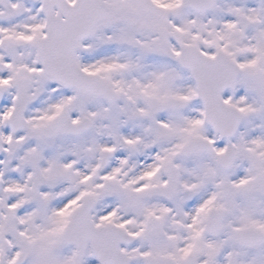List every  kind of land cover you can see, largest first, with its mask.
<instances>
[{"label": "snow or ice", "instance_id": "obj_1", "mask_svg": "<svg viewBox=\"0 0 264 264\" xmlns=\"http://www.w3.org/2000/svg\"><path fill=\"white\" fill-rule=\"evenodd\" d=\"M0 264H264V0H0Z\"/></svg>", "mask_w": 264, "mask_h": 264}]
</instances>
